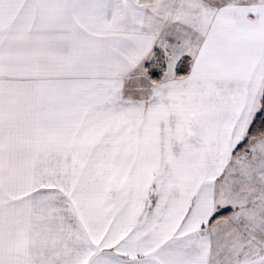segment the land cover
I'll list each match as a JSON object with an SVG mask.
<instances>
[{"label":"snow or ice","instance_id":"6c2138e0","mask_svg":"<svg viewBox=\"0 0 264 264\" xmlns=\"http://www.w3.org/2000/svg\"><path fill=\"white\" fill-rule=\"evenodd\" d=\"M0 264H264V0H0Z\"/></svg>","mask_w":264,"mask_h":264}]
</instances>
